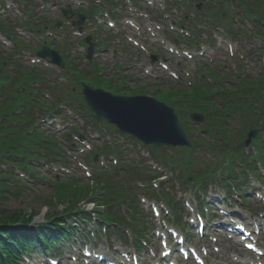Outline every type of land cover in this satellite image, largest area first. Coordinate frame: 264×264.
<instances>
[{
  "label": "water",
  "instance_id": "obj_1",
  "mask_svg": "<svg viewBox=\"0 0 264 264\" xmlns=\"http://www.w3.org/2000/svg\"><path fill=\"white\" fill-rule=\"evenodd\" d=\"M91 106L99 115L107 116L120 127L132 130L144 139L156 144L169 142L163 134L177 132L176 122L164 109L146 101L131 99L104 100L103 107L96 105L90 98Z\"/></svg>",
  "mask_w": 264,
  "mask_h": 264
},
{
  "label": "rangeland",
  "instance_id": "obj_2",
  "mask_svg": "<svg viewBox=\"0 0 264 264\" xmlns=\"http://www.w3.org/2000/svg\"><path fill=\"white\" fill-rule=\"evenodd\" d=\"M48 194V190L46 188L35 187L32 191L24 192L21 197L14 198L9 196L4 201H1L2 207L6 209H25L28 212L31 209H39L38 218L39 221H42L43 216L45 215L46 208H42V206L46 205V198L45 196ZM42 217V218H41Z\"/></svg>",
  "mask_w": 264,
  "mask_h": 264
},
{
  "label": "trees",
  "instance_id": "obj_3",
  "mask_svg": "<svg viewBox=\"0 0 264 264\" xmlns=\"http://www.w3.org/2000/svg\"><path fill=\"white\" fill-rule=\"evenodd\" d=\"M16 216H18L16 213L9 212L0 206V222H11L16 219Z\"/></svg>",
  "mask_w": 264,
  "mask_h": 264
},
{
  "label": "snow or ice",
  "instance_id": "obj_4",
  "mask_svg": "<svg viewBox=\"0 0 264 264\" xmlns=\"http://www.w3.org/2000/svg\"><path fill=\"white\" fill-rule=\"evenodd\" d=\"M237 227H242V226L241 225H237ZM247 247L252 248L254 246L252 244H248ZM73 259H75V258H73ZM197 259L199 260V257H197ZM51 264H57V262L53 260L51 262ZM200 264H203V261H200Z\"/></svg>",
  "mask_w": 264,
  "mask_h": 264
}]
</instances>
